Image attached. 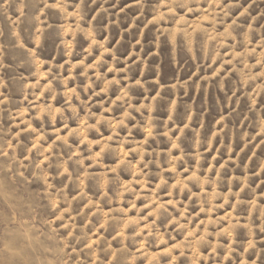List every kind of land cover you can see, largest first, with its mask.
<instances>
[{"label": "rangeland", "instance_id": "374dc122", "mask_svg": "<svg viewBox=\"0 0 264 264\" xmlns=\"http://www.w3.org/2000/svg\"><path fill=\"white\" fill-rule=\"evenodd\" d=\"M0 264H264V0H0Z\"/></svg>", "mask_w": 264, "mask_h": 264}]
</instances>
